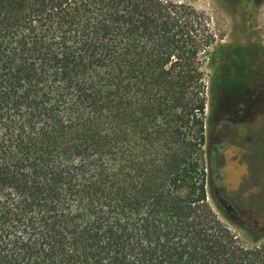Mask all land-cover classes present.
<instances>
[{"label": "trees", "instance_id": "obj_1", "mask_svg": "<svg viewBox=\"0 0 264 264\" xmlns=\"http://www.w3.org/2000/svg\"><path fill=\"white\" fill-rule=\"evenodd\" d=\"M215 37L181 1L0 0V264H264L196 156Z\"/></svg>", "mask_w": 264, "mask_h": 264}, {"label": "flooded vegetation", "instance_id": "obj_2", "mask_svg": "<svg viewBox=\"0 0 264 264\" xmlns=\"http://www.w3.org/2000/svg\"><path fill=\"white\" fill-rule=\"evenodd\" d=\"M256 63H251L252 61ZM206 191L251 239L264 236V50L223 51L214 75Z\"/></svg>", "mask_w": 264, "mask_h": 264}, {"label": "rangeland", "instance_id": "obj_3", "mask_svg": "<svg viewBox=\"0 0 264 264\" xmlns=\"http://www.w3.org/2000/svg\"><path fill=\"white\" fill-rule=\"evenodd\" d=\"M190 4L197 10L203 12L209 20V25L215 34V44L201 54L200 60L203 63V71L209 85L218 68L223 51L232 48H244L250 53H257L264 50V0H175ZM211 62L210 67L207 64ZM252 61L251 63H256ZM209 101L213 98L208 94ZM210 103L207 104L206 112L209 115ZM208 126L205 127L203 141L197 150L196 156L199 162V169H203L206 185V143L208 137ZM206 188V186H205ZM207 201L211 199L207 193ZM224 220V219H223ZM231 231L243 241L250 245L252 242L245 234L224 220ZM264 244V236L258 239Z\"/></svg>", "mask_w": 264, "mask_h": 264}]
</instances>
